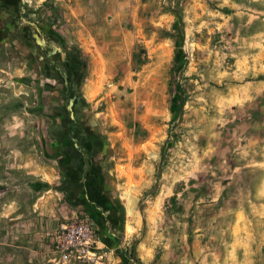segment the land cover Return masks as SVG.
Masks as SVG:
<instances>
[{"label": "rangeland", "instance_id": "obj_1", "mask_svg": "<svg viewBox=\"0 0 264 264\" xmlns=\"http://www.w3.org/2000/svg\"><path fill=\"white\" fill-rule=\"evenodd\" d=\"M8 1L0 264H56L46 234L86 216L67 204L46 145L50 45L79 65L80 117L106 191L104 207L86 209L115 264H264V0ZM177 83L186 98L174 122Z\"/></svg>", "mask_w": 264, "mask_h": 264}, {"label": "flooded vegetation", "instance_id": "obj_2", "mask_svg": "<svg viewBox=\"0 0 264 264\" xmlns=\"http://www.w3.org/2000/svg\"><path fill=\"white\" fill-rule=\"evenodd\" d=\"M4 3L11 4L8 0H4ZM31 35L33 37L32 33ZM32 37L30 36L35 41ZM39 43L44 44L40 39ZM49 52L53 54L49 55ZM40 63L44 73L39 82L42 93L47 94V106L44 109L46 145L50 149L48 153L59 163V189L75 211H84L92 218V211L86 208L95 204H102L104 207L106 191L100 189L101 176L95 164L97 138L91 128L83 127L80 117L79 65L69 54L61 57L53 47L45 50Z\"/></svg>", "mask_w": 264, "mask_h": 264}, {"label": "built area", "instance_id": "obj_3", "mask_svg": "<svg viewBox=\"0 0 264 264\" xmlns=\"http://www.w3.org/2000/svg\"><path fill=\"white\" fill-rule=\"evenodd\" d=\"M45 238L56 264H115L113 251L104 247L88 215L60 223Z\"/></svg>", "mask_w": 264, "mask_h": 264}, {"label": "trees", "instance_id": "obj_4", "mask_svg": "<svg viewBox=\"0 0 264 264\" xmlns=\"http://www.w3.org/2000/svg\"><path fill=\"white\" fill-rule=\"evenodd\" d=\"M176 91H177V103L173 102L171 105V112H172V120L175 122L179 121V115L182 112L183 106L185 104V91L183 90V88L181 87V85L179 83L176 84ZM93 216V215H92ZM93 220L96 222L94 216L92 217ZM133 254V249H132V253Z\"/></svg>", "mask_w": 264, "mask_h": 264}, {"label": "bare ground", "instance_id": "obj_5", "mask_svg": "<svg viewBox=\"0 0 264 264\" xmlns=\"http://www.w3.org/2000/svg\"><path fill=\"white\" fill-rule=\"evenodd\" d=\"M28 24H29L30 26L34 27V30H33L32 34H33L34 39L36 40V43L38 44V43H39V39H40L41 42H42V41L44 42V44H41V46L47 48L48 46H46V44H45V41H44V38H43V34H42V32L40 31V29H38L34 23L28 22ZM51 47L54 48V46H51V45H50V46L48 47V49L51 48ZM55 51H57V49H55ZM52 54H53V53H52ZM55 59H57V57H55ZM57 62H58V59H57ZM60 68H61L62 73L65 74L64 71H63V67L60 66ZM125 198H126V202H127V215H128L129 217H132V216H133V211H132V209H131V207H130V205H129V204H130V200L127 199V194L125 195ZM127 230H129V231L131 230L130 225L127 226Z\"/></svg>", "mask_w": 264, "mask_h": 264}, {"label": "water", "instance_id": "obj_6", "mask_svg": "<svg viewBox=\"0 0 264 264\" xmlns=\"http://www.w3.org/2000/svg\"><path fill=\"white\" fill-rule=\"evenodd\" d=\"M43 38H44V41H45V42H47V40H49V37H45L44 35H43ZM33 39H34V38H33ZM35 41H36V40H35ZM37 45L40 47V46H41V43H38Z\"/></svg>", "mask_w": 264, "mask_h": 264}, {"label": "crops", "instance_id": "obj_7", "mask_svg": "<svg viewBox=\"0 0 264 264\" xmlns=\"http://www.w3.org/2000/svg\"><path fill=\"white\" fill-rule=\"evenodd\" d=\"M67 204L69 205L70 203H69V202H67ZM94 206H96V205H94ZM97 207H98V208H102V206H100V207H99V206H97Z\"/></svg>", "mask_w": 264, "mask_h": 264}]
</instances>
